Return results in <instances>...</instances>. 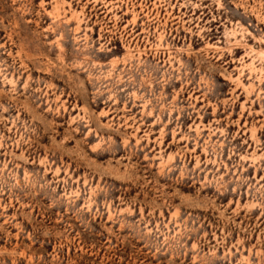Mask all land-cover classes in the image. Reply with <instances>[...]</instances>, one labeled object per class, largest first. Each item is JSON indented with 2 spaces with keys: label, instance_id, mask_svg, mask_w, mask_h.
<instances>
[{
  "label": "rangeland",
  "instance_id": "1",
  "mask_svg": "<svg viewBox=\"0 0 264 264\" xmlns=\"http://www.w3.org/2000/svg\"><path fill=\"white\" fill-rule=\"evenodd\" d=\"M0 264H264V0H0Z\"/></svg>",
  "mask_w": 264,
  "mask_h": 264
}]
</instances>
